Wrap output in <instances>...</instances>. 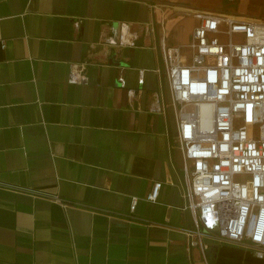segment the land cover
<instances>
[{
	"label": "crops",
	"instance_id": "obj_1",
	"mask_svg": "<svg viewBox=\"0 0 264 264\" xmlns=\"http://www.w3.org/2000/svg\"><path fill=\"white\" fill-rule=\"evenodd\" d=\"M194 7L0 0V264H264L209 234L206 261L186 245L173 110L152 105L168 99L160 37L186 42ZM119 23L133 45L104 43Z\"/></svg>",
	"mask_w": 264,
	"mask_h": 264
},
{
	"label": "built area",
	"instance_id": "obj_2",
	"mask_svg": "<svg viewBox=\"0 0 264 264\" xmlns=\"http://www.w3.org/2000/svg\"><path fill=\"white\" fill-rule=\"evenodd\" d=\"M152 7L156 3L150 4ZM189 39L159 48L168 99L159 93L152 109L173 110L181 152L184 230L188 249L206 261V234L216 241L250 246L264 256V22L194 10ZM137 32L119 23L105 44L133 45ZM158 70V69H157ZM139 82L143 71H139ZM71 80L81 81L72 69ZM119 84L124 85L122 77ZM133 92V90H129ZM161 182L145 199L155 201ZM137 197H131L133 210Z\"/></svg>",
	"mask_w": 264,
	"mask_h": 264
},
{
	"label": "rangeland",
	"instance_id": "obj_3",
	"mask_svg": "<svg viewBox=\"0 0 264 264\" xmlns=\"http://www.w3.org/2000/svg\"><path fill=\"white\" fill-rule=\"evenodd\" d=\"M180 2L190 6H198L194 7L196 9L188 10L191 14L194 10H208L229 14L241 20L264 22V0H180ZM186 19L183 22L184 26L188 21Z\"/></svg>",
	"mask_w": 264,
	"mask_h": 264
}]
</instances>
